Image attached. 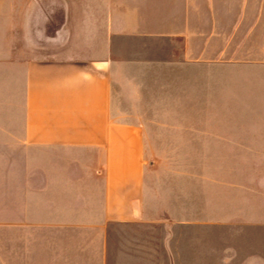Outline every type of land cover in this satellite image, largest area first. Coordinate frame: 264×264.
Listing matches in <instances>:
<instances>
[{"label":"crops","instance_id":"obj_1","mask_svg":"<svg viewBox=\"0 0 264 264\" xmlns=\"http://www.w3.org/2000/svg\"><path fill=\"white\" fill-rule=\"evenodd\" d=\"M195 8L0 0L9 257L27 223V264H264V29Z\"/></svg>","mask_w":264,"mask_h":264},{"label":"rangeland","instance_id":"obj_2","mask_svg":"<svg viewBox=\"0 0 264 264\" xmlns=\"http://www.w3.org/2000/svg\"><path fill=\"white\" fill-rule=\"evenodd\" d=\"M211 3L217 5L216 9L211 7ZM196 4H199V0H193V24L199 22V12L196 10ZM239 17V23L241 25L248 26L256 24L258 30L256 35H261L264 29V0H208V20L210 21L214 18H218V22L221 24H229L232 19ZM235 20V19H234ZM243 32H241L242 34ZM165 118H171V116H176V118H186L193 121L199 120L201 113L198 110L186 112V113H161ZM208 233H215L216 229L213 225H207ZM193 233L203 232L202 227L199 225L194 226ZM3 224L0 223V264H27V234L30 235L32 231V226L26 224H16L14 225V232L18 238L21 236V245L23 246V235H26V255L20 260L17 258L14 260L13 257H9L8 252L12 246L11 242L2 238V234L5 232L2 230ZM237 230L236 226L232 224H224L222 233L224 236V249L225 254L230 253V248L232 246V235L233 232ZM36 231H38V226H36ZM17 243V241H16ZM8 244H10L8 246ZM228 249V250H227ZM225 264H231L230 255H225Z\"/></svg>","mask_w":264,"mask_h":264}]
</instances>
